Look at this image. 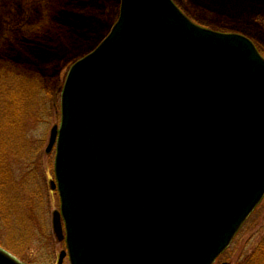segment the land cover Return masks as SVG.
<instances>
[{
	"label": "water",
	"instance_id": "water-1",
	"mask_svg": "<svg viewBox=\"0 0 264 264\" xmlns=\"http://www.w3.org/2000/svg\"><path fill=\"white\" fill-rule=\"evenodd\" d=\"M60 102L58 264H214L264 198V59L171 0H120Z\"/></svg>",
	"mask_w": 264,
	"mask_h": 264
},
{
	"label": "rangeland",
	"instance_id": "rangeland-1",
	"mask_svg": "<svg viewBox=\"0 0 264 264\" xmlns=\"http://www.w3.org/2000/svg\"><path fill=\"white\" fill-rule=\"evenodd\" d=\"M119 1L0 0V72L5 62L14 64L9 73L13 76L1 79L0 89L13 97L9 101L16 97L25 106L32 104L20 117L25 122L23 147L14 155V150L6 152L7 172L15 179H10L9 207L0 209V249L21 264H58L59 254L66 251L52 226L53 213L60 210L58 193L50 189L55 153L45 150L52 128L60 124V93L67 72L117 21ZM173 2L200 27L249 38L264 58V0ZM48 56L52 61H45ZM14 85L20 91L16 96ZM14 216L22 217L25 226L14 229ZM263 237L264 199L215 264H243ZM63 264H69L67 258Z\"/></svg>",
	"mask_w": 264,
	"mask_h": 264
},
{
	"label": "trees",
	"instance_id": "trees-1",
	"mask_svg": "<svg viewBox=\"0 0 264 264\" xmlns=\"http://www.w3.org/2000/svg\"><path fill=\"white\" fill-rule=\"evenodd\" d=\"M32 24L33 23H31L30 26ZM80 25L81 28H83L84 24ZM105 35L106 33L101 37V39ZM33 45H35L36 47L43 46L41 43H33ZM44 59H46V62L52 61V58L50 56L45 57ZM13 65L14 64L8 62H5V64L2 65L4 68L1 70L2 73L0 72V80L6 76H13L12 74H9L12 71L11 68H13ZM15 86L17 85H14V93H12L16 96V94L20 91L19 89L15 88ZM0 91V99L1 101H4V104H0V209L6 210L7 206L9 207L10 204V198H12V186L10 185V182L11 180L14 181L15 179L11 174L9 175L7 172L8 155L6 154V152H8L9 150H14L12 152V155H14L17 153V151H15L16 149L19 150L21 147H23L22 140L25 139V136L22 135L21 132H23L22 126L24 127L25 122L22 123L20 121V117L23 115L24 109H29L30 105L32 104H30L29 106H25V104L16 99V97H14V100L9 101L7 98H13L9 96V92L7 91L6 93H3L5 89H0ZM8 214L9 216H13L11 212H9ZM14 218L17 219L14 225V229L20 228L19 225L25 226V223L23 224L21 222L22 217L18 218L14 216ZM243 264H264V237L259 243L256 250L246 258Z\"/></svg>",
	"mask_w": 264,
	"mask_h": 264
}]
</instances>
